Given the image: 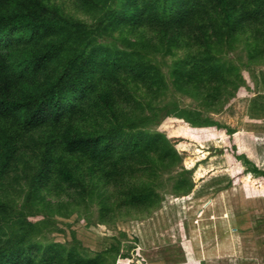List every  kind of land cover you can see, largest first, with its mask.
<instances>
[{
    "label": "rangeland",
    "instance_id": "1",
    "mask_svg": "<svg viewBox=\"0 0 264 264\" xmlns=\"http://www.w3.org/2000/svg\"><path fill=\"white\" fill-rule=\"evenodd\" d=\"M39 1L58 16L85 25L96 43L118 49L144 45V60L162 74L166 87L154 91L127 78L129 94L142 107L135 113L145 117L141 125L135 123L142 131L163 134L181 161L149 184L159 194L156 204L121 207L125 196L118 186L112 192L100 177H88L91 163L60 149L54 154L55 165L70 169L75 180L32 187L31 175L45 140L56 145L60 128L23 131L14 121L2 124L0 247L53 250L62 245L80 258L99 256L108 264H264V63L248 64L242 38L224 48L222 57L236 65L239 86L221 111L206 112L176 88L171 76L193 49L168 48L147 29H97L117 0ZM145 41L154 46H145ZM174 107L198 113L231 134L176 117L171 113ZM78 126L87 131L94 126L93 118L80 120ZM232 143L239 160L232 154ZM180 179L191 185L185 195V187L173 191Z\"/></svg>",
    "mask_w": 264,
    "mask_h": 264
},
{
    "label": "trees",
    "instance_id": "2",
    "mask_svg": "<svg viewBox=\"0 0 264 264\" xmlns=\"http://www.w3.org/2000/svg\"><path fill=\"white\" fill-rule=\"evenodd\" d=\"M117 1L97 29H147L168 48L193 49L171 76L176 88L206 112L221 111L239 86L236 65L222 57L224 48L242 38L248 64L264 63V0ZM143 44L154 46L152 41ZM140 46L144 45L118 49L96 43L85 25L58 16L39 0H0V125L14 121L23 131L60 128L56 145L45 140L31 175L32 187L75 180L70 169L55 165L54 154L60 149L66 156L89 161L88 177H100L112 192L118 186L125 196L121 207L142 209L159 201L151 183L181 159L163 134L142 131L135 123L141 125L145 117L135 113L142 107L129 94L127 78L154 91L166 87L162 74L144 60ZM171 113L231 134L198 113L176 107ZM92 118L94 126L79 128L80 120ZM230 146L239 160L236 145ZM137 179L147 183L138 186ZM182 187L183 195L191 190L188 181L180 179L173 191ZM52 249L3 245L0 264H108L99 256L80 258L62 245Z\"/></svg>",
    "mask_w": 264,
    "mask_h": 264
}]
</instances>
